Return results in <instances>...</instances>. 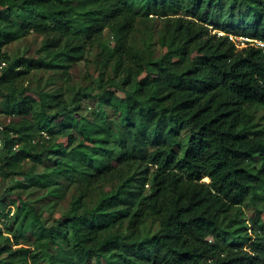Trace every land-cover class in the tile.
<instances>
[{
    "label": "trees",
    "instance_id": "1",
    "mask_svg": "<svg viewBox=\"0 0 264 264\" xmlns=\"http://www.w3.org/2000/svg\"><path fill=\"white\" fill-rule=\"evenodd\" d=\"M151 14L164 24L140 49L130 36ZM107 27L112 75L99 93L16 91L32 70L81 59ZM31 31L45 34L34 54L4 51ZM254 40L264 41V0H0V91L6 114L23 115L4 124L0 173L79 191L51 224L23 210L19 228L34 227L39 250L5 244L0 226V264H264V124L253 114L264 108V48ZM93 97L86 115L82 101ZM55 127L63 142L36 141ZM26 159L54 164L30 176ZM247 203L259 211L251 232L238 213ZM8 204L0 198V219ZM152 216L160 227L143 237Z\"/></svg>",
    "mask_w": 264,
    "mask_h": 264
},
{
    "label": "rangeland",
    "instance_id": "2",
    "mask_svg": "<svg viewBox=\"0 0 264 264\" xmlns=\"http://www.w3.org/2000/svg\"><path fill=\"white\" fill-rule=\"evenodd\" d=\"M163 20L153 14L149 18H141L140 15L137 19L136 27L130 36V43L140 49H145L147 43L155 40L156 35L154 34L162 29ZM230 38L235 40L240 46L245 45L244 40H249L247 37L234 35H231ZM44 39L45 34L43 32L31 31L6 45L4 51L12 58L31 55L40 48ZM254 41L257 45H260L259 41ZM113 44L114 35L111 29L107 27L97 40L87 43L81 59L67 63L62 67H43L32 70L16 81V91L21 92L23 89L28 88L35 93L41 94L60 89L68 100L79 90L97 94L100 92L98 88L99 81L101 79L107 80L112 75V61L108 60L107 65H104L103 61L106 47L111 48ZM157 48L154 58L161 55L160 46H157ZM42 55H45V53H42ZM114 84L121 86L122 78H114ZM2 92L4 91H0V124L4 125L20 121L23 115L6 114L5 110L10 100L3 96ZM82 102L84 106L82 112L86 115L91 114L98 106L96 97L83 99ZM253 114L255 121L258 123L257 126H262L264 124V108L257 106L253 109ZM64 132V129L55 127L53 133L43 131L41 135L37 136L36 141L44 145L50 142L60 143L64 140ZM53 164L54 161L52 159H46L42 164L26 159L22 164V171L30 176H36L44 173L46 168ZM259 165L260 161L258 159L250 162L251 168H257ZM16 182L15 175L4 177L0 173V198L7 201L11 198L13 203L7 205L4 209L5 217L0 219V226L4 235L9 236V241L3 242L13 248L24 246L28 247L30 251L39 250L38 232H32L34 227L30 223H26L22 226V229L19 228L23 210L33 207L35 211L43 216L44 220L46 219L51 224L58 220L59 215L63 216L66 214L71 207L72 200L79 196V191L76 185L65 179L58 181L62 184L61 189L55 191L50 190L49 187L43 186L41 183L31 181L27 175L22 177L20 184L17 185ZM9 188L13 189L10 190V193H7ZM98 190V188L94 190L93 197L97 196ZM261 211H264V201L261 204ZM258 212L257 208L251 203L242 205L240 210H238L250 232L252 231V219L258 217ZM261 216H264V212L261 213ZM159 227L160 221L158 217L152 216L141 226V235L143 237L152 235ZM28 264H32L30 260H28ZM40 264H48V262L43 260Z\"/></svg>",
    "mask_w": 264,
    "mask_h": 264
},
{
    "label": "built area",
    "instance_id": "3",
    "mask_svg": "<svg viewBox=\"0 0 264 264\" xmlns=\"http://www.w3.org/2000/svg\"><path fill=\"white\" fill-rule=\"evenodd\" d=\"M259 44L264 48V41H259ZM4 129H5L4 125L0 124V157L2 155L3 147H4V135H3Z\"/></svg>",
    "mask_w": 264,
    "mask_h": 264
}]
</instances>
